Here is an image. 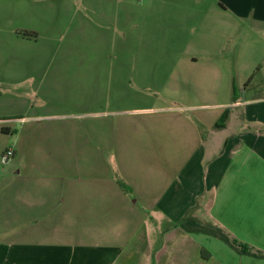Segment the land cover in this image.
I'll use <instances>...</instances> for the list:
<instances>
[{
	"label": "crops",
	"instance_id": "crops-1",
	"mask_svg": "<svg viewBox=\"0 0 264 264\" xmlns=\"http://www.w3.org/2000/svg\"><path fill=\"white\" fill-rule=\"evenodd\" d=\"M261 54L264 0H0V264H264Z\"/></svg>",
	"mask_w": 264,
	"mask_h": 264
},
{
	"label": "rangeland",
	"instance_id": "rangeland-1",
	"mask_svg": "<svg viewBox=\"0 0 264 264\" xmlns=\"http://www.w3.org/2000/svg\"><path fill=\"white\" fill-rule=\"evenodd\" d=\"M19 34H21L23 36L33 35V33H27L25 31H20ZM34 35H36V34H34ZM260 58H261V63H260V66L257 65V67L255 68V72H256L255 76L253 78H251L250 82L245 81V84H248V82L250 83V87H254L257 85H261V87L264 86V59H263V54H261ZM259 70H261V76L258 75ZM236 84H240V83H236ZM3 165L6 166L7 164H3Z\"/></svg>",
	"mask_w": 264,
	"mask_h": 264
},
{
	"label": "built area",
	"instance_id": "built-area-1",
	"mask_svg": "<svg viewBox=\"0 0 264 264\" xmlns=\"http://www.w3.org/2000/svg\"><path fill=\"white\" fill-rule=\"evenodd\" d=\"M13 156H14L13 149L8 148V149H6L4 151V153H3L2 157H1V162L3 164H6V163H8L13 158Z\"/></svg>",
	"mask_w": 264,
	"mask_h": 264
},
{
	"label": "trees",
	"instance_id": "trees-1",
	"mask_svg": "<svg viewBox=\"0 0 264 264\" xmlns=\"http://www.w3.org/2000/svg\"><path fill=\"white\" fill-rule=\"evenodd\" d=\"M27 36V35H26ZM28 36H36V35H34V33H33V35H28ZM221 125L220 124H217V128H219ZM4 130V129H3ZM240 247H241V249H243V250H245L246 248H245V246L244 245H239Z\"/></svg>",
	"mask_w": 264,
	"mask_h": 264
}]
</instances>
